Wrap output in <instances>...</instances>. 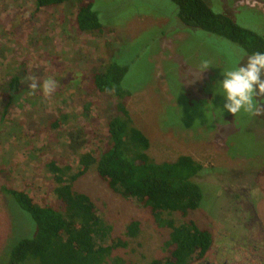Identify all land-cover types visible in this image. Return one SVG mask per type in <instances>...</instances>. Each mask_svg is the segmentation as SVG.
I'll list each match as a JSON object with an SVG mask.
<instances>
[{
  "label": "rangeland",
  "instance_id": "obj_1",
  "mask_svg": "<svg viewBox=\"0 0 264 264\" xmlns=\"http://www.w3.org/2000/svg\"><path fill=\"white\" fill-rule=\"evenodd\" d=\"M203 1L264 38V0ZM91 2L102 31L89 33L76 26L73 0L38 10L32 0H0V264L18 240L35 233L31 217L7 191L50 200L47 162L103 142L105 122L116 114L114 97L95 92L90 77L110 62L127 66L120 87L128 92L124 102L133 126L149 140L150 158L187 154L202 164L193 177L201 200L186 217L173 213L174 222L191 219L213 237L219 233L215 243L222 232H241L223 190L225 183L254 179L264 226V116L220 112L223 72L238 61L243 66L248 54L183 25L170 0ZM32 77L38 84L52 77L58 86L51 96L40 88L33 93ZM73 188L90 197L106 228L96 242L114 243L103 264H145L164 255L168 228L156 226L133 199L110 191L92 166ZM130 220L139 223L135 237L124 234Z\"/></svg>",
  "mask_w": 264,
  "mask_h": 264
},
{
  "label": "trees",
  "instance_id": "obj_2",
  "mask_svg": "<svg viewBox=\"0 0 264 264\" xmlns=\"http://www.w3.org/2000/svg\"><path fill=\"white\" fill-rule=\"evenodd\" d=\"M70 0H32L33 9L61 4ZM76 26L84 32L102 31L91 0H73ZM177 19L185 26L225 38L245 53L264 52L263 36L236 24L225 14L212 11L203 0H170ZM126 65L114 62L90 77L98 94L114 97L115 116L105 122L104 140L100 145L79 146L71 158L51 160L47 193L50 200L35 201L21 190H8L20 209L35 224L32 237L18 240L6 254L5 264H103L114 243L100 245L105 234L101 218L90 197L73 188V182L93 167L97 177L123 199H133L158 227L168 228L164 255L145 264H185L201 256L210 244V231L193 220L174 222L172 214L186 217L201 200V190L193 177L202 164L190 155L180 154L174 160L156 162L146 150L148 138L133 126L125 107L127 91L120 81ZM83 145V144H82ZM81 145V146H82ZM80 146V147H81ZM139 223L130 220L124 234L135 237Z\"/></svg>",
  "mask_w": 264,
  "mask_h": 264
},
{
  "label": "flooded vegetation",
  "instance_id": "obj_3",
  "mask_svg": "<svg viewBox=\"0 0 264 264\" xmlns=\"http://www.w3.org/2000/svg\"><path fill=\"white\" fill-rule=\"evenodd\" d=\"M229 212L240 223L241 232L232 235L222 232L221 242L215 243L219 233L210 231V244L206 251L185 264H264V226L254 204L256 181L225 183Z\"/></svg>",
  "mask_w": 264,
  "mask_h": 264
},
{
  "label": "clouds",
  "instance_id": "obj_4",
  "mask_svg": "<svg viewBox=\"0 0 264 264\" xmlns=\"http://www.w3.org/2000/svg\"><path fill=\"white\" fill-rule=\"evenodd\" d=\"M246 63L235 66L223 72L220 81L222 95L225 97L223 109L235 116L238 113H246L252 116H264V52H253L246 55ZM209 65L205 64L203 69ZM58 82L52 77L45 78L42 84L31 78L29 88L33 93L40 88L45 96H51L56 90Z\"/></svg>",
  "mask_w": 264,
  "mask_h": 264
},
{
  "label": "crops",
  "instance_id": "obj_5",
  "mask_svg": "<svg viewBox=\"0 0 264 264\" xmlns=\"http://www.w3.org/2000/svg\"><path fill=\"white\" fill-rule=\"evenodd\" d=\"M19 24L18 23H16V26H18Z\"/></svg>",
  "mask_w": 264,
  "mask_h": 264
}]
</instances>
